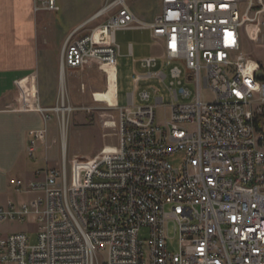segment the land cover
Here are the masks:
<instances>
[{
  "label": "built area",
  "instance_id": "built-area-1",
  "mask_svg": "<svg viewBox=\"0 0 264 264\" xmlns=\"http://www.w3.org/2000/svg\"><path fill=\"white\" fill-rule=\"evenodd\" d=\"M35 1L37 11L59 10L57 0ZM129 1L107 0L66 40L62 70L98 63L116 72V33L149 28L164 43L167 65L185 67L195 95L184 87L183 70L173 67L172 102L160 122L164 98L154 89L136 103V92L143 79L168 76L135 74L128 105L113 107L118 146L74 157L69 170L63 152L44 180L12 179L17 192L41 195L19 207L0 206V221L33 226L0 234V264H264V81L258 77L264 64L242 52L243 41H264V0H160L151 23ZM38 109L46 128L30 132L31 156L47 137L48 113L56 111Z\"/></svg>",
  "mask_w": 264,
  "mask_h": 264
},
{
  "label": "crops",
  "instance_id": "crops-1",
  "mask_svg": "<svg viewBox=\"0 0 264 264\" xmlns=\"http://www.w3.org/2000/svg\"><path fill=\"white\" fill-rule=\"evenodd\" d=\"M58 7V11H37L35 0H0V206L13 202L19 207L41 195L39 192H17L10 182L12 179H21L28 185L33 181L44 180L48 169L60 166L58 161L51 160L48 155L51 146L47 150L43 147L49 140L48 126L46 141L37 144L33 156L29 154L30 132L46 128L44 115L38 108L52 109L58 102L59 74L66 72L61 67L64 43L100 9L90 17L73 23L66 31L59 32L50 19L53 13L61 11L59 4ZM151 22L153 20L146 23ZM124 31L132 33L130 55L134 59V76L138 74L148 77L150 74L164 72L159 68V60L151 68L142 65L145 58H165L164 43L153 37L152 30ZM116 43L120 48L117 37ZM60 79L63 90L65 80ZM117 80L118 57L116 83ZM26 94L29 99L24 102L23 95ZM114 94L115 90L111 95H103L109 102ZM63 141L66 146L65 136ZM64 145L62 154L67 152Z\"/></svg>",
  "mask_w": 264,
  "mask_h": 264
},
{
  "label": "rangeland",
  "instance_id": "rangeland-1",
  "mask_svg": "<svg viewBox=\"0 0 264 264\" xmlns=\"http://www.w3.org/2000/svg\"><path fill=\"white\" fill-rule=\"evenodd\" d=\"M61 11L53 13L50 18L54 22L55 30L66 31L73 23L86 19L101 9L107 0H57ZM129 4L135 14L144 21H152L161 11L160 0H130ZM107 16L91 22L88 28L98 26L103 23ZM117 42L120 45L118 56V80L116 83V72L114 68H107L106 73L98 63H93L82 70H66L65 74H59L58 102L53 109L65 107L67 112L53 111L48 113L51 120L47 124L49 130V140L43 145L47 150L51 146L48 155L51 160L62 161L63 138H66V159L69 170L74 157L94 158L104 149H111L118 146V125L119 113L113 107L117 100L124 107L128 105L129 94L136 91L134 80V59L130 55V42L132 33L130 31H120L117 33ZM42 43V42H40ZM63 50V49H62ZM242 52L253 56L256 60L264 64V41L252 42L243 41ZM165 58H159V68L168 76L165 81L159 78L143 79L138 85L136 92V103H139V94L149 91L153 94L154 89L158 91L160 97L164 98V106L157 110L158 120L161 122L165 115V107L172 102V96L168 89L173 81L170 72L173 67L179 66L183 70L182 81L184 87L195 95L196 88L191 82H186V69L182 64L173 63L167 65ZM139 71V70H138ZM141 72V71H140ZM64 76V77H63ZM65 80V88L62 90L61 79ZM64 83V81H63ZM116 86V87H115ZM113 96L107 104L95 101L94 93L98 98H105L103 94ZM98 91V92H97ZM104 91V92H99ZM203 95L208 98L211 93L203 90ZM29 99V95L24 97ZM33 95H30V97ZM38 98V97H37ZM35 98V99H37ZM184 102V99H180ZM154 102V95L151 103ZM264 132V119L262 121ZM33 226L26 222L0 221V234H11L32 229ZM30 243H36V233H29ZM170 250L175 252L178 237H174Z\"/></svg>",
  "mask_w": 264,
  "mask_h": 264
},
{
  "label": "bare ground",
  "instance_id": "bare-ground-1",
  "mask_svg": "<svg viewBox=\"0 0 264 264\" xmlns=\"http://www.w3.org/2000/svg\"><path fill=\"white\" fill-rule=\"evenodd\" d=\"M107 68H114L113 66H107ZM64 73V72H63ZM62 79H63V77H62ZM26 96V95H25ZM105 96V95H104ZM94 98H95V101L96 102H99V103H105V104H107L108 103V100H107V98H106V96H105V98H98L97 97V94H95V96H94ZM28 99H24V102L25 101H27ZM56 111H59V112H63V113H65V112H67V109L65 108V107H60V108H58V109H56ZM63 145H64V141H63ZM65 146V145H64ZM65 148H66V146H65Z\"/></svg>",
  "mask_w": 264,
  "mask_h": 264
},
{
  "label": "water",
  "instance_id": "water-1",
  "mask_svg": "<svg viewBox=\"0 0 264 264\" xmlns=\"http://www.w3.org/2000/svg\"><path fill=\"white\" fill-rule=\"evenodd\" d=\"M258 77L260 78V80L264 81V73L263 72H260L258 74Z\"/></svg>",
  "mask_w": 264,
  "mask_h": 264
},
{
  "label": "trees",
  "instance_id": "trees-1",
  "mask_svg": "<svg viewBox=\"0 0 264 264\" xmlns=\"http://www.w3.org/2000/svg\"><path fill=\"white\" fill-rule=\"evenodd\" d=\"M259 130L263 132V130H262V123L259 124Z\"/></svg>",
  "mask_w": 264,
  "mask_h": 264
},
{
  "label": "snow or ice",
  "instance_id": "snow-or-ice-1",
  "mask_svg": "<svg viewBox=\"0 0 264 264\" xmlns=\"http://www.w3.org/2000/svg\"><path fill=\"white\" fill-rule=\"evenodd\" d=\"M237 95H239V93H237Z\"/></svg>",
  "mask_w": 264,
  "mask_h": 264
}]
</instances>
